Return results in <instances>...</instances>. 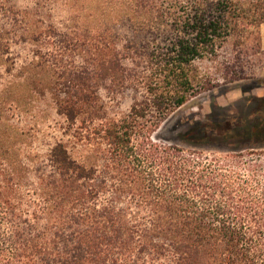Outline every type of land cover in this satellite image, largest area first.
Listing matches in <instances>:
<instances>
[{"label": "trees", "instance_id": "1", "mask_svg": "<svg viewBox=\"0 0 264 264\" xmlns=\"http://www.w3.org/2000/svg\"><path fill=\"white\" fill-rule=\"evenodd\" d=\"M108 6L119 27L95 33L58 30L0 0V78L14 72L13 44L36 45L55 77L65 133L87 152L77 159L59 141L41 159L0 138V264H264V109L216 135L238 144L226 153L197 148L215 135L199 124L181 135L187 149L155 138L170 115L216 87L198 63L258 35L264 0ZM67 53L82 66H65ZM106 82L131 95L126 113L104 106Z\"/></svg>", "mask_w": 264, "mask_h": 264}, {"label": "rangeland", "instance_id": "2", "mask_svg": "<svg viewBox=\"0 0 264 264\" xmlns=\"http://www.w3.org/2000/svg\"><path fill=\"white\" fill-rule=\"evenodd\" d=\"M110 1L11 0L17 8L28 7L35 19L51 22L58 30L87 29L95 33L100 27L109 30L119 27L113 24L115 13L109 9ZM123 30L119 32L124 34ZM245 35L249 38L248 47L238 46L234 40H229L220 51L219 58L198 63L200 75L203 79L213 80L216 87L191 99L170 115L155 135L156 140L187 149L188 136L181 135L190 126L199 124L215 133L203 140L204 143H195L209 156L216 152H229L238 145L224 138L220 142L216 135L230 132L233 126L240 124L237 120L241 118L249 117L251 122L257 120L258 109H264L263 103L251 99L264 97V24L257 36L249 32ZM37 50V46L30 42L12 45V56L16 60L14 72L0 78V138L11 139L24 156L32 154L41 159L46 158L57 142L63 141L69 144L73 156L81 159L87 152L65 133L68 125L58 113L56 95L50 88L55 81L53 71L43 58L37 56ZM50 51H53L51 47L43 50ZM238 54H242L240 59ZM63 60L65 66L76 68H80L83 62L72 53H67ZM227 68L241 70L244 76L234 81L233 75L226 76ZM98 94L112 115H122L130 108L131 95L116 93L109 82L101 86ZM214 104L220 109L213 111ZM10 125L14 129L7 133Z\"/></svg>", "mask_w": 264, "mask_h": 264}]
</instances>
